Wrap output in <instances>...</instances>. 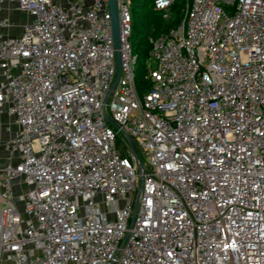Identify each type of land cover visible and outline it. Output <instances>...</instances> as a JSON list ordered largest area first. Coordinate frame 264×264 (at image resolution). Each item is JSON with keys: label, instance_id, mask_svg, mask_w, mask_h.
<instances>
[{"label": "built area", "instance_id": "2783aa9c", "mask_svg": "<svg viewBox=\"0 0 264 264\" xmlns=\"http://www.w3.org/2000/svg\"><path fill=\"white\" fill-rule=\"evenodd\" d=\"M15 1L0 264H264V0H188L148 37L141 89L130 0L117 42L109 0Z\"/></svg>", "mask_w": 264, "mask_h": 264}, {"label": "trees", "instance_id": "16d2710c", "mask_svg": "<svg viewBox=\"0 0 264 264\" xmlns=\"http://www.w3.org/2000/svg\"><path fill=\"white\" fill-rule=\"evenodd\" d=\"M187 1L188 0H182L181 10L184 9ZM172 4L171 7H173ZM132 8H136V13L139 18L138 21H136L133 16L132 12L134 11H132ZM130 10L131 33L129 41L133 53H135L138 58L136 83L138 89H141V87H144V85L148 83L144 78L146 72L145 61L148 58L150 47L148 37L166 31L170 26L175 25L182 16L177 21L175 18L166 20L161 12L153 9V0H130Z\"/></svg>", "mask_w": 264, "mask_h": 264}, {"label": "crops", "instance_id": "0c3cea01", "mask_svg": "<svg viewBox=\"0 0 264 264\" xmlns=\"http://www.w3.org/2000/svg\"><path fill=\"white\" fill-rule=\"evenodd\" d=\"M15 2H16L15 0H11L9 4L8 3L4 4V5L7 4L8 5L3 9L2 15L7 16L8 19H10L9 20L10 25L1 28L0 29L1 33H9L11 35L17 34L21 30V25L23 24V21L26 20L25 14L18 13L14 9ZM6 108H7L6 103L0 104V156L3 155V152L1 150L2 145L13 137L17 129L13 117L7 113Z\"/></svg>", "mask_w": 264, "mask_h": 264}, {"label": "water", "instance_id": "95a60500", "mask_svg": "<svg viewBox=\"0 0 264 264\" xmlns=\"http://www.w3.org/2000/svg\"><path fill=\"white\" fill-rule=\"evenodd\" d=\"M110 1V9H111V13H112V23H113V26H114V30H115V38H116V42H117V26H118V23H117V14H116V0H109ZM117 71H116V76H115V79H114V82L113 84L116 83L117 79H118V75H119V55L117 54ZM108 120L110 121L111 124H113L115 127L118 128V126L110 119L108 118ZM128 140H129V143H130V146L132 148V150L134 151V153L136 154V157L138 159L139 162H141V158H140V155L138 154V150L136 149V146L132 140L131 137H127Z\"/></svg>", "mask_w": 264, "mask_h": 264}, {"label": "rangeland", "instance_id": "374dc122", "mask_svg": "<svg viewBox=\"0 0 264 264\" xmlns=\"http://www.w3.org/2000/svg\"><path fill=\"white\" fill-rule=\"evenodd\" d=\"M145 1H147V0H145ZM181 2H182V0H174V1H173V4H172L173 7H171V8L168 10V12H167L168 15H166V16L163 15V17H164L166 20H171V19L175 18L176 21H177V20L183 15V13H184V9L181 10ZM132 11H134V12H132V13H133V16L135 17V20L138 21L139 18H138V14L136 13V8H132ZM141 31H142V30H141ZM153 65H154V64H153ZM8 123H9V122H8ZM13 126H14V125H13ZM138 149H139L140 152H141V159H142V162H143L144 164H146V162H147V158H146L145 154H144L143 151L141 150V147H139Z\"/></svg>", "mask_w": 264, "mask_h": 264}]
</instances>
